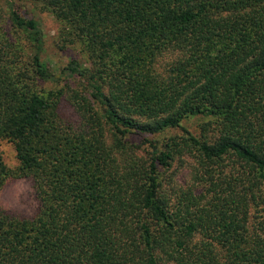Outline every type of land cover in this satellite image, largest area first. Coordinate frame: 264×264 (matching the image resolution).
<instances>
[{
  "label": "trees",
  "instance_id": "1",
  "mask_svg": "<svg viewBox=\"0 0 264 264\" xmlns=\"http://www.w3.org/2000/svg\"><path fill=\"white\" fill-rule=\"evenodd\" d=\"M34 1L86 63L64 67L73 123L44 85L37 20L0 0V140L17 159L0 150V189L28 177L38 201L0 210V264H264V0Z\"/></svg>",
  "mask_w": 264,
  "mask_h": 264
},
{
  "label": "rangeland",
  "instance_id": "2",
  "mask_svg": "<svg viewBox=\"0 0 264 264\" xmlns=\"http://www.w3.org/2000/svg\"><path fill=\"white\" fill-rule=\"evenodd\" d=\"M16 3L20 9V12L25 17H32L37 20L39 28L43 33V49L41 51V58L46 63L48 70L56 77L55 81H47L44 85L49 87H61L63 89V97L60 102L59 110L61 116L65 120L75 122L78 119V113L74 106L69 101L70 93L74 90L80 91L78 80L64 69L66 64L75 59L78 62L85 64L86 60L83 53L79 50V47L73 44H63V47L58 46V30L59 23L56 18L46 9H44L39 2L34 0H16ZM10 31L17 37L21 43H24L27 50L30 52L32 48V41L22 36L16 30L10 26ZM60 44V43H59ZM204 121L201 117H193L185 121V124L195 134L200 133V124ZM179 130H169L158 137L159 140L163 136H169L171 134H177ZM134 143L139 144L138 137L134 136ZM160 143V142H159ZM158 143V145H159ZM140 149L143 152H151V148H145L141 145ZM0 150L2 152L5 163L10 168L17 166V159L15 156V150L11 142L6 139L0 140ZM189 165L191 160H188ZM179 159L175 160V165L169 170L167 176L171 174L173 183L177 186L185 188L191 184V166H180ZM195 186V185H193ZM38 208V201L32 187L31 180L28 177H9L0 189V210L6 212L11 216L16 217H30Z\"/></svg>",
  "mask_w": 264,
  "mask_h": 264
}]
</instances>
